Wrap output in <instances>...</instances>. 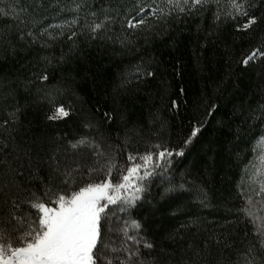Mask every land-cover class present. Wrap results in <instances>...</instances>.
<instances>
[{"label": "trees", "instance_id": "trees-1", "mask_svg": "<svg viewBox=\"0 0 264 264\" xmlns=\"http://www.w3.org/2000/svg\"><path fill=\"white\" fill-rule=\"evenodd\" d=\"M125 2L87 0L90 8L74 13L67 10L74 7L73 0H43V7H37L41 0H0V32L19 46L14 14L20 7H28L29 13L42 21L38 27L44 28L64 24L76 16L83 23L86 17L90 19V10L115 8ZM49 3L59 6L53 8ZM228 11V0H219V4L212 0L192 16H183L179 21L173 17L167 25L137 33L139 38H132L130 48L105 40L88 43L81 37L72 62L50 73L46 84L50 97L35 89L25 92L23 82L31 76L30 61L35 57L59 56L62 49L68 51L66 36L52 42L51 49L37 46L16 57L8 55L7 42L0 43V109L19 104L21 125L15 135L25 143L65 134L71 138L87 131L82 127L84 122L99 119L98 110L111 111L114 120L100 131L115 148L113 155L123 167L128 153L142 154L155 144L174 147L185 139L190 127L201 128L183 157L174 156L170 168L157 169L146 181L149 191L130 209V215L119 213L116 217L119 224L123 219L140 221L144 226L140 235L155 242L154 254L165 248L170 264L191 258L190 243L199 244L221 233H233L231 240L236 242L234 249L225 250V256L243 264L242 253L254 240L255 232L241 211L249 206V197L251 211L264 217V197L257 194L259 184L253 183L264 155V143L260 141L264 134V77L255 70L241 72L235 63L242 49L258 45L264 38V24L251 38L241 41L236 38L232 22L217 27L215 13L220 12L223 18ZM253 11L260 16L264 6ZM22 18L31 17L22 14ZM49 31L57 35L60 29ZM112 35L123 38L118 25ZM141 57L155 61V77L137 80L131 75ZM50 99L71 106V116L47 121ZM170 99L180 102L179 110L169 108ZM170 188L174 191L166 192ZM201 189L207 192V200H203ZM169 234L176 236L175 242L165 239ZM123 242V236L117 233L112 246L120 247ZM212 254L214 261L219 255L215 245ZM125 255L119 254V259L124 260Z\"/></svg>", "mask_w": 264, "mask_h": 264}, {"label": "snow or ice", "instance_id": "snow-or-ice-1", "mask_svg": "<svg viewBox=\"0 0 264 264\" xmlns=\"http://www.w3.org/2000/svg\"><path fill=\"white\" fill-rule=\"evenodd\" d=\"M212 0H127L115 8L90 10L89 18L83 23L76 16L61 25L40 28L28 7H20L15 12V36L17 44L0 32V43L7 42L8 55L16 57L32 48L51 49L54 41L66 36L68 51L63 49L59 56H37L30 61L31 76L24 84V91L37 93L46 91L50 73L56 68L72 62L79 50L81 37L91 43L96 40L118 42L122 48L133 46L137 33L151 32L160 24L167 25L171 18L177 21L183 16H192ZM219 4V0H215ZM74 7L68 11L78 13L90 8L87 0H73ZM231 11L215 13L217 27L221 23L232 22L236 38L243 41L251 38L264 24V12L257 16L255 10L264 6V0H228ZM41 3L37 7H43ZM58 7V3H49ZM67 8H60L64 11ZM22 14L31 17L22 18ZM5 17L8 16L4 12ZM29 24L33 28H29ZM119 26L121 36H113L115 26ZM49 28L60 29L53 35ZM65 28L67 33H65ZM77 28L80 30L77 31ZM233 43L235 44V39ZM147 40V36H145ZM155 61L140 58L133 66L131 75L137 80L155 77ZM241 72L255 70L264 77V38L255 46L241 50L235 60ZM2 80V78H0ZM127 83H131L127 80ZM123 87V84L121 85ZM183 93L184 89L181 88ZM50 115L47 121L67 120L71 106L50 99ZM177 99H170L169 108L179 110ZM213 107V106H209ZM19 104L7 105L0 109V264H170V254L161 247L156 253V244L148 240L144 226L135 219L116 222L119 213H128L136 207L149 191L147 180L157 169L170 168L174 156L183 157L185 150L201 133L199 126H192L185 139L174 147L155 144L142 154L128 153L126 165H118L113 153L115 148L107 143L100 131L104 124H111L114 117L111 111L98 110L99 119L88 120L82 127L87 131L69 138L66 134L53 138H34L30 143L17 139L21 125ZM264 112V106H261ZM264 143V134L260 137ZM85 153L88 157H85ZM261 168L256 171L259 184L258 195L264 197V155L260 157ZM116 173L114 176L113 173ZM174 189H166V192ZM203 200L207 192L201 189ZM252 200L241 209L245 222L255 227L254 240L248 242L243 255V264H264V217L251 211ZM259 221V223H257ZM123 236L120 247L113 245L115 234ZM135 233V234H133ZM233 233L212 234L199 244L190 243L188 251L192 256L177 264H241L231 261L225 250L234 249L236 242L231 240ZM248 236V233H245ZM167 241L175 242L176 236L169 234ZM132 246L129 247L128 244ZM243 243V241H241ZM219 248V255L212 260V246ZM126 254L124 260L119 254ZM168 256L169 259H165Z\"/></svg>", "mask_w": 264, "mask_h": 264}]
</instances>
